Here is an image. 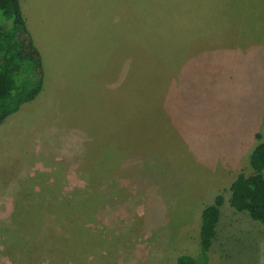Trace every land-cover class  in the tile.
<instances>
[{"label": "rangeland", "instance_id": "374dc122", "mask_svg": "<svg viewBox=\"0 0 264 264\" xmlns=\"http://www.w3.org/2000/svg\"><path fill=\"white\" fill-rule=\"evenodd\" d=\"M19 2L43 86L0 126V264L197 258L218 195L207 264H264L229 205L264 142V0Z\"/></svg>", "mask_w": 264, "mask_h": 264}, {"label": "trees", "instance_id": "16d2710c", "mask_svg": "<svg viewBox=\"0 0 264 264\" xmlns=\"http://www.w3.org/2000/svg\"><path fill=\"white\" fill-rule=\"evenodd\" d=\"M42 75V58L27 29L19 0H0V126L36 99L42 90ZM256 138L260 140L259 135ZM249 165V175L240 173L231 182L229 205L264 225V142L251 151ZM223 204V196L218 195L203 208L199 256L183 254L176 264H207Z\"/></svg>", "mask_w": 264, "mask_h": 264}, {"label": "crops", "instance_id": "0c3cea01", "mask_svg": "<svg viewBox=\"0 0 264 264\" xmlns=\"http://www.w3.org/2000/svg\"><path fill=\"white\" fill-rule=\"evenodd\" d=\"M33 40V39H32ZM35 45V44H34ZM36 47V46H35ZM37 48V47H36ZM39 51V50H38ZM40 53V52H39ZM41 55V54H40Z\"/></svg>", "mask_w": 264, "mask_h": 264}]
</instances>
